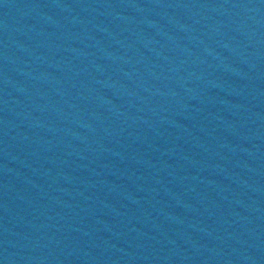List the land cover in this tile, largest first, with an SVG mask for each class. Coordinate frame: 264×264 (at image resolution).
<instances>
[{"label":"water","instance_id":"obj_1","mask_svg":"<svg viewBox=\"0 0 264 264\" xmlns=\"http://www.w3.org/2000/svg\"><path fill=\"white\" fill-rule=\"evenodd\" d=\"M0 264H264V0H0Z\"/></svg>","mask_w":264,"mask_h":264}]
</instances>
